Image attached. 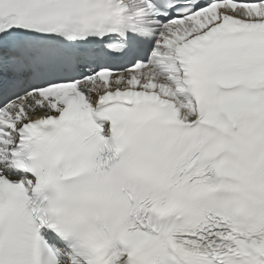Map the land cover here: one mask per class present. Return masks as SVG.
I'll return each instance as SVG.
<instances>
[{
    "label": "snow or ice",
    "instance_id": "snow-or-ice-1",
    "mask_svg": "<svg viewBox=\"0 0 264 264\" xmlns=\"http://www.w3.org/2000/svg\"><path fill=\"white\" fill-rule=\"evenodd\" d=\"M0 264H264V0H0Z\"/></svg>",
    "mask_w": 264,
    "mask_h": 264
}]
</instances>
